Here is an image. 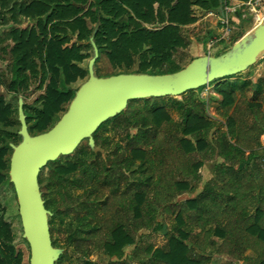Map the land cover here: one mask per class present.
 Instances as JSON below:
<instances>
[{"label":"trees","instance_id":"16d2710c","mask_svg":"<svg viewBox=\"0 0 264 264\" xmlns=\"http://www.w3.org/2000/svg\"><path fill=\"white\" fill-rule=\"evenodd\" d=\"M0 1V25H8L10 15L16 27L0 38V44H14L12 79L6 89L23 97L30 92L32 80H40L39 88L48 82L42 110L35 118L24 105L32 135L51 130L88 80L93 57L89 42L96 29L100 57L106 55L114 70L173 74L184 69L172 66L175 56L190 47L185 30L199 22L197 10L219 12L224 2ZM25 21L32 26L23 27ZM62 82L68 90L61 89ZM219 83L216 93L222 101L217 102L216 112L226 124L208 115L209 103L195 97V92L185 94L183 102L170 98L173 106L152 103L159 99L144 100L143 105L134 101L94 135L97 153L79 152L71 160L50 163L47 179L40 176L39 181L41 186L47 184L41 189L46 208L53 214L54 247L63 249L55 239L56 233L63 232L54 222L60 218L76 222L70 225L67 248H73L84 264H94L88 259L94 249L102 251L108 264H130L129 260L135 264H212V250L236 262H250L247 253L253 252L256 264H264V82H249L248 89L254 92L250 100L244 88L229 83L225 89ZM238 92L243 94L240 99ZM175 108L181 122L174 120L171 110ZM12 117L13 109L0 96V187L12 185L8 157L10 142L17 137L1 129L14 127ZM109 123L122 144L100 135ZM18 139L16 145L21 142ZM215 162L214 178L197 194L203 183L201 169ZM74 189L83 195L75 197ZM187 194L195 197L178 201ZM163 216L174 217L172 229L159 222ZM159 234L166 236L167 243L157 248L149 241ZM16 240L13 225L0 215V264H24ZM133 246L135 251L127 256L126 249ZM63 250L57 264H63L68 255V249Z\"/></svg>","mask_w":264,"mask_h":264},{"label":"water","instance_id":"95a60500","mask_svg":"<svg viewBox=\"0 0 264 264\" xmlns=\"http://www.w3.org/2000/svg\"><path fill=\"white\" fill-rule=\"evenodd\" d=\"M98 29L90 38L93 57L89 78L81 85L68 111L48 132L32 135L19 98L21 125L18 145L11 144L10 183L15 189L23 239L30 247V264H57L65 250L53 245L50 219L40 185V176L50 163L69 157L84 142L97 153L94 135L108 121L124 113L131 102L178 98L210 84L248 72L264 59V20L242 37L225 54L194 59L182 71L167 75L119 74L101 78L96 74L100 52L95 42Z\"/></svg>","mask_w":264,"mask_h":264},{"label":"rangeland","instance_id":"374dc122","mask_svg":"<svg viewBox=\"0 0 264 264\" xmlns=\"http://www.w3.org/2000/svg\"><path fill=\"white\" fill-rule=\"evenodd\" d=\"M19 1H26V0H19ZM223 7L222 10L219 12H214L215 14L213 16H210L211 13L208 14H202L200 11L197 10V14L199 16V22L185 30L186 37L188 38L190 42L189 49L185 51H180L175 56V62L172 66V69H182L186 68L191 61L194 59H197L199 57L212 55V56H218L222 54L224 51L230 49L234 44L237 43V38L244 37L246 34H248L251 30H253L255 27H257V19H262L263 21V15L264 14V0H249L248 2H244L243 0H223ZM1 2V1H0ZM227 8L229 11L227 12ZM226 11L228 18L231 23V36L229 40H225L222 43L213 45L212 41L215 39H220L223 37V25L221 22V14L223 11ZM0 11H1V5H0ZM224 11V12H225ZM10 22L8 25H0V38H4L7 33H9L13 28H16L11 22V16L8 15L6 17ZM26 26H32V23L29 21H25L23 23V27ZM14 44L12 41H5L4 43L0 44V96L3 97L6 102L11 106L13 109V117L12 121L14 123V127L10 129H5L4 127H1L2 130L7 131L17 138L14 140L16 142L19 141V131L21 129V125L18 120V102L19 98L22 96H14L13 93L8 92V90L5 87V84H8L12 79V69L14 65L13 57L11 55V49L13 48ZM138 65V60H137ZM264 69V59L261 60L256 66H254L252 69H250L248 72L241 74V76L238 75V79H246L248 77H253L254 74L258 75L259 72ZM125 71H116L111 66L109 60L107 59L106 55H103L100 57L99 62L96 65V74L97 76L101 78H107L111 76H116L121 74H124ZM40 79V77H39ZM40 80L31 82V89L28 94L23 96L24 102L28 105V112L29 114L35 118L38 113L42 110V102L43 98L46 95V88L48 85V82L44 85L43 88L40 87ZM222 81V80H221ZM261 82H264V78H254V84H259ZM81 83V82H80ZM78 83L74 87H77L80 85ZM219 81H216L212 84H210L208 87L201 88L198 91H195V97H201L204 99V101L209 103V110L208 115L212 118L219 119L217 115H215V109L217 107L218 102V96L215 94L217 85ZM206 88V89H205ZM61 89L63 91L68 90V86H66L63 82L61 84ZM204 90L202 93H199L200 91ZM250 96L252 95V91L250 89ZM187 98L186 95H183L181 97L175 98L177 101H185ZM170 98L165 99H159L155 101H152L153 104L157 106L162 105H168L173 106L172 102L169 100ZM137 105H143L142 101H139ZM213 108V109H212ZM171 113L174 117V120L176 122H181V114L178 111L177 108L171 110ZM62 116L59 115L56 118V121ZM35 125V122H33L30 126L33 127ZM101 136L108 137L111 143H121L122 141L118 135H115L112 132V124L109 123L107 128L105 130H102L100 132ZM212 138V136H211ZM14 141L10 142V144H14ZM125 145V144H123ZM9 159H11L13 151H9ZM79 152H87L90 153L91 149L89 147L88 142L82 143V145L78 148V150L75 152V154ZM71 155L69 157H62V159L65 160H71L74 155ZM108 156V154L105 155V157ZM201 175H203V172H205L204 168L201 169ZM49 174V169L46 168L41 173V178L47 179ZM47 184L44 182V184L41 187H45ZM72 194L75 197H81L83 195V192L77 189L72 190ZM190 198L188 195H185L178 199L179 202H183ZM0 204L2 205V208L4 211L0 215H4L7 222L11 223L14 227V230L17 234V240L15 246L19 251H22L24 254V264H30V248L27 246V244L23 241V227L21 218L19 215V205L17 196L15 193V189L13 185H3L0 187ZM55 225L58 228L62 229V233H56L55 239H57L58 244L63 249H68V255L64 257L63 264H84V260L77 255L73 248L68 247L67 248V239L70 236L69 230L70 225H75L76 222L72 219H65L64 221L60 218H56L54 220ZM159 222L164 223L167 229H172L173 225L175 224L174 217H167L163 216L159 218ZM145 234V232H144ZM150 243L154 244L155 247H162L167 243V238L164 236V234H159L158 236H153V238L149 241ZM139 245L143 246L142 243H139ZM135 251V246L129 247L126 249L127 256L131 255ZM212 256V264H215V262L218 259V255L215 253V250L211 251ZM91 262L94 264H108L109 259L102 253V251L98 249H94L92 255L88 258ZM130 264L132 263L130 260L128 261Z\"/></svg>","mask_w":264,"mask_h":264},{"label":"crops","instance_id":"0c3cea01","mask_svg":"<svg viewBox=\"0 0 264 264\" xmlns=\"http://www.w3.org/2000/svg\"><path fill=\"white\" fill-rule=\"evenodd\" d=\"M222 10V9H221ZM220 10V11H221ZM215 13H211L210 16H213ZM257 77L258 79L259 78H264V69L261 71V73L259 72L258 75L254 74L253 77H248L246 79H238V77L236 78H233V79H230V80H223L221 81L222 82V85L220 88H228L229 86V83L231 84H234L236 87H239V88H244L245 89V94H246V97L247 99H252L254 97V92L252 93V95L250 96V90L248 89V85H249V82L251 81L253 84H254V78ZM263 82L259 83L258 85L262 84ZM220 84V83H219ZM218 86V85H217ZM217 96H218V101L221 102L222 101V97L219 96L217 93H215ZM239 99L242 98V92H238L237 93ZM213 109V108H212ZM216 112V109L214 110ZM215 115H217V112L215 113ZM218 117V116H217ZM219 118V117H218ZM219 120L223 123V124H226V121L225 120H222L219 118ZM263 138V137H262ZM262 142V140H261ZM218 164V162L216 163H208L206 164L203 168L205 170V172H203V175L202 178H203V183L201 184L200 186V189L198 191L197 194H200L204 188H205V185L211 181L213 178H214V172H215V167L216 165ZM201 173V172H200ZM196 194V195H197ZM188 195V194H187ZM190 198H188L187 200L189 199H192L195 197V195H188ZM185 200V201H187ZM184 202V201H183ZM247 258L250 259L251 261L250 262H246L245 260L244 261H241V262H236L232 259H230L229 257L227 256H218V259L215 264H256V260H257V256L253 253V252H248L247 253ZM214 261V260H213ZM212 261V263H213Z\"/></svg>","mask_w":264,"mask_h":264},{"label":"built area","instance_id":"2783aa9c","mask_svg":"<svg viewBox=\"0 0 264 264\" xmlns=\"http://www.w3.org/2000/svg\"><path fill=\"white\" fill-rule=\"evenodd\" d=\"M225 9H226L227 12L229 11L227 8H225ZM224 11L221 14V22H222V25H223V37L220 38V39H215L214 41H212L213 45L222 43L225 40H229L230 36H231V32H232L231 23H230V20L228 18V15H227L226 11L225 12ZM262 15H263V20H264V14H262ZM261 143H262V147L264 149V137L262 138V142Z\"/></svg>","mask_w":264,"mask_h":264},{"label":"bare ground","instance_id":"6f19581e","mask_svg":"<svg viewBox=\"0 0 264 264\" xmlns=\"http://www.w3.org/2000/svg\"><path fill=\"white\" fill-rule=\"evenodd\" d=\"M262 22V19H259V17H258V19H257V23L256 24H259V23H261ZM258 26V25H257Z\"/></svg>","mask_w":264,"mask_h":264}]
</instances>
